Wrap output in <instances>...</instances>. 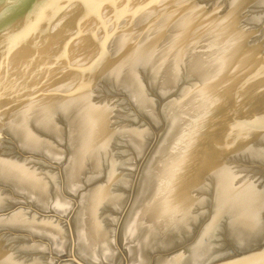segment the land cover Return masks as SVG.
Listing matches in <instances>:
<instances>
[{"label":"water","instance_id":"water-1","mask_svg":"<svg viewBox=\"0 0 264 264\" xmlns=\"http://www.w3.org/2000/svg\"><path fill=\"white\" fill-rule=\"evenodd\" d=\"M0 264H264V0H0Z\"/></svg>","mask_w":264,"mask_h":264}]
</instances>
